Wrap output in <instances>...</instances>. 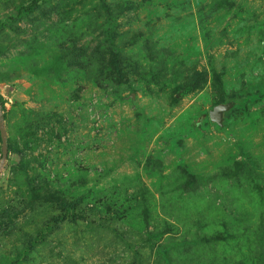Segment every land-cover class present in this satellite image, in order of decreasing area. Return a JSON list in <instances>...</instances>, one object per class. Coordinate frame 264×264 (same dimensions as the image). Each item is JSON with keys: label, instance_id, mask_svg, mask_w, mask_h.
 <instances>
[{"label": "rangeland", "instance_id": "obj_1", "mask_svg": "<svg viewBox=\"0 0 264 264\" xmlns=\"http://www.w3.org/2000/svg\"><path fill=\"white\" fill-rule=\"evenodd\" d=\"M31 2L0 0V264H264V0Z\"/></svg>", "mask_w": 264, "mask_h": 264}, {"label": "water", "instance_id": "obj_2", "mask_svg": "<svg viewBox=\"0 0 264 264\" xmlns=\"http://www.w3.org/2000/svg\"><path fill=\"white\" fill-rule=\"evenodd\" d=\"M233 106L232 102H225L223 104H217L208 111L207 117L208 120L215 124L216 126L220 127L223 121L224 113L228 112L230 108ZM0 144H1V151H2V159L5 157V139L3 136V131L0 127Z\"/></svg>", "mask_w": 264, "mask_h": 264}, {"label": "trees", "instance_id": "obj_3", "mask_svg": "<svg viewBox=\"0 0 264 264\" xmlns=\"http://www.w3.org/2000/svg\"><path fill=\"white\" fill-rule=\"evenodd\" d=\"M39 0H32L31 2V5H35ZM32 9V6L28 7V8H25L24 11L28 12ZM20 11H18V14H19Z\"/></svg>", "mask_w": 264, "mask_h": 264}]
</instances>
